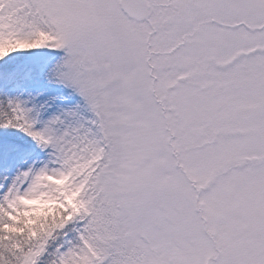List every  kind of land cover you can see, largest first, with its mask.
<instances>
[{
  "label": "snow or ice",
  "instance_id": "snow-or-ice-1",
  "mask_svg": "<svg viewBox=\"0 0 264 264\" xmlns=\"http://www.w3.org/2000/svg\"><path fill=\"white\" fill-rule=\"evenodd\" d=\"M0 264H264V0H0Z\"/></svg>",
  "mask_w": 264,
  "mask_h": 264
}]
</instances>
